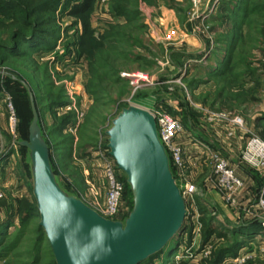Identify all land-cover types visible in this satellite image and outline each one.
Listing matches in <instances>:
<instances>
[{
    "label": "rangeland",
    "instance_id": "1",
    "mask_svg": "<svg viewBox=\"0 0 264 264\" xmlns=\"http://www.w3.org/2000/svg\"><path fill=\"white\" fill-rule=\"evenodd\" d=\"M61 1L64 7L73 0ZM0 23L13 22L1 15ZM58 24L46 48L32 40L9 49L15 27L0 31V221L9 219L0 264L53 259L37 231L31 180L15 143L26 138L30 119L18 80L32 92L59 182L98 213L107 190L105 132L119 110L135 105L177 118L185 128L179 138L184 182L196 194L185 202L190 228L166 264H264V236L245 228L254 219L244 218L246 207L258 201L264 173L240 162L251 135L264 141V0H94L86 13L59 16ZM220 113L241 117L243 128ZM216 158L237 176V166L250 176L255 184L248 196L238 199L239 190L233 204L225 202L215 186ZM196 199L218 221L240 227L237 236L203 242ZM122 203L128 212L127 193Z\"/></svg>",
    "mask_w": 264,
    "mask_h": 264
},
{
    "label": "water",
    "instance_id": "2",
    "mask_svg": "<svg viewBox=\"0 0 264 264\" xmlns=\"http://www.w3.org/2000/svg\"><path fill=\"white\" fill-rule=\"evenodd\" d=\"M18 81L26 91L31 118L26 138L15 143L23 147L38 225L56 264H138L178 237L187 215L185 201L148 110L122 107L105 132L107 154L130 198L127 214L109 219L59 182L32 92Z\"/></svg>",
    "mask_w": 264,
    "mask_h": 264
},
{
    "label": "trees",
    "instance_id": "3",
    "mask_svg": "<svg viewBox=\"0 0 264 264\" xmlns=\"http://www.w3.org/2000/svg\"><path fill=\"white\" fill-rule=\"evenodd\" d=\"M93 2L94 0H73L72 2H67L68 4V5L66 4L67 7L66 6L62 7L61 0H0V16L3 15L7 19L11 20V22H13V23H9V25L6 23H0V31L3 30V28L11 29V27H15L13 30L11 29V32L8 30L9 33L11 34L9 36L10 40H12V44L10 45L11 47H9V49L14 48V46L17 45V43L19 42L27 43L32 40L33 41L36 40V42L40 43V45L42 46L41 48H46L49 47V42H51V40L56 39L58 36L59 16H65V15L81 16L92 7ZM116 9L117 11H119V7ZM30 46L31 43L28 44L29 48ZM28 106H29V102H28ZM30 118H31V111H30ZM45 138L47 141L46 135ZM21 148L23 149V147ZM49 154H50V150H49ZM51 162L53 165L52 159ZM170 165H171V171L174 175L175 169L172 166L171 161H170ZM119 178L120 180L123 181L121 175H119ZM126 193L129 195L128 190L125 187L123 195ZM32 200L34 204V209L37 211L35 201L34 199ZM195 206L199 213V219H198L200 226L199 234L203 242L208 241L211 237L228 240L230 237L237 236L240 227L237 226L233 227L232 225H228L225 222L218 221L214 217V215H212L211 211H209V209H207V207L199 199H196ZM37 216H38V211H37ZM187 224H188L187 217L185 216L184 223L178 237L171 240L159 253L148 257L146 260L138 264H150L154 259H158L160 261V264H166L169 258L174 254V252L179 247V242H180L179 237L181 236V233L183 231L187 232V229L189 230L190 226H187ZM8 225H9V219L3 222L0 221V247L7 239ZM245 228L253 230L256 234H259L261 231L264 230V227L262 226V224L258 219H254V221L245 224ZM37 231L39 232L40 236H45L44 232L42 231V229L39 227L38 224H37ZM190 234L191 231H188L189 238H191ZM48 246L50 248L49 243ZM220 257H221V253L217 256V258ZM52 264H56L54 261V257L52 259Z\"/></svg>",
    "mask_w": 264,
    "mask_h": 264
},
{
    "label": "built area",
    "instance_id": "4",
    "mask_svg": "<svg viewBox=\"0 0 264 264\" xmlns=\"http://www.w3.org/2000/svg\"><path fill=\"white\" fill-rule=\"evenodd\" d=\"M8 111L10 116V127L15 129L16 116L11 104H8ZM155 118L158 135L166 148L172 166L178 173L179 180L181 179L183 185L180 187V193L185 202L190 200L196 194V187L189 183L184 182L183 175L184 159L183 147L179 138L184 131L183 124L175 117L167 114L158 109L148 110ZM220 117L225 120H230L236 129L243 128V120L239 116H228L227 114L220 113ZM191 136V134H188ZM196 143L201 144L195 138H192ZM191 141V140H190ZM203 146V145H202ZM206 151L210 149L203 146ZM107 152V149H105ZM104 178L107 185L105 199L100 207L99 214L109 219H121L127 211L123 207L122 197L125 190V185L120 180L115 163L113 159L107 154L105 158ZM240 162L249 168H253L264 173V141L257 135H251L240 154ZM215 186L217 190L223 195L225 202L233 204L235 195L243 187V181L237 176L233 169H231L227 161L221 158H216L215 162ZM2 193L0 192V199ZM258 208L261 209L263 215L257 216L264 227V188L261 190L258 201Z\"/></svg>",
    "mask_w": 264,
    "mask_h": 264
},
{
    "label": "crops",
    "instance_id": "5",
    "mask_svg": "<svg viewBox=\"0 0 264 264\" xmlns=\"http://www.w3.org/2000/svg\"><path fill=\"white\" fill-rule=\"evenodd\" d=\"M239 134H242V133L241 132L237 133L236 134V140H235V142H237L238 146L241 142L240 141L241 137L239 136ZM227 144H232V143H227ZM233 146L236 147V144H233ZM239 167L240 166H237L236 171H240V173H241L240 175L238 173V176L243 180V187L240 189L241 192L238 193L237 196H239L238 199H243L244 196L249 195L248 189L251 188L252 185L255 184V182L252 181V179L250 178V176L246 172L242 173L241 169H238ZM263 188H264V184L260 186L259 190L261 191ZM245 203H248V202H245ZM255 208H258L257 200L255 201V204H252V206L246 207L245 213H244L245 214L244 218L246 217L247 220H252V219H255L257 216H259V214L257 212H255ZM259 234H262L264 236V230L262 233L260 232ZM263 241H264V239H263Z\"/></svg>",
    "mask_w": 264,
    "mask_h": 264
}]
</instances>
